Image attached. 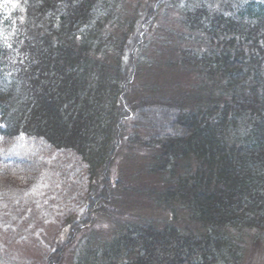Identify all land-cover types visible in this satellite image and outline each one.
I'll return each mask as SVG.
<instances>
[{
    "label": "trees",
    "instance_id": "16d2710c",
    "mask_svg": "<svg viewBox=\"0 0 264 264\" xmlns=\"http://www.w3.org/2000/svg\"><path fill=\"white\" fill-rule=\"evenodd\" d=\"M17 1L0 0V135L74 151L88 180L45 264H240L264 231V0ZM164 64L194 84L161 88ZM126 143L162 180L146 190L159 218L120 216Z\"/></svg>",
    "mask_w": 264,
    "mask_h": 264
},
{
    "label": "rangeland",
    "instance_id": "374dc122",
    "mask_svg": "<svg viewBox=\"0 0 264 264\" xmlns=\"http://www.w3.org/2000/svg\"><path fill=\"white\" fill-rule=\"evenodd\" d=\"M138 1L128 0V3ZM1 4L8 13L19 5L17 0H1ZM127 6L130 12V4ZM173 25L181 29L178 23ZM173 25L161 22L158 34L167 35L165 30ZM153 40L155 46L149 50L157 53L158 62L172 60L171 54L163 51L161 38ZM188 46L181 43L182 48ZM154 67L155 64L151 69ZM179 69L164 64V68L159 67L151 78L161 88L177 94L195 82V78ZM138 144L141 143H126L127 150H122L119 156L126 152L131 155L119 157L113 166L115 177L122 176L129 188L121 191L122 200L117 206L125 214L120 216L134 221L140 217L159 218L157 206L146 190L162 181L144 171L146 152ZM16 160L23 168L14 170V174L0 182V264H45L46 256L55 250L54 239L64 219L69 214L85 212L86 165L74 151L57 150L41 139L22 136L10 140L0 135V167L15 168ZM98 224L109 227L105 217H101ZM242 245L245 252L240 264H264V231L247 230ZM63 264H73V261L68 258Z\"/></svg>",
    "mask_w": 264,
    "mask_h": 264
}]
</instances>
